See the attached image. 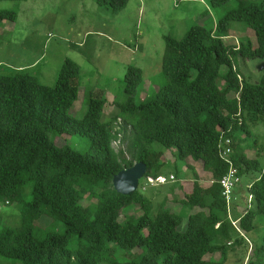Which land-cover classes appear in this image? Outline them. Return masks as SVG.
Masks as SVG:
<instances>
[{"label":"trees","instance_id":"1","mask_svg":"<svg viewBox=\"0 0 264 264\" xmlns=\"http://www.w3.org/2000/svg\"><path fill=\"white\" fill-rule=\"evenodd\" d=\"M129 1L97 3L117 15ZM226 2L211 0L213 7ZM16 18L0 11V20ZM232 22L251 29L256 46L233 38ZM164 40L165 84L137 101L143 71L130 66L124 80L129 98L116 104L119 112L109 121L102 119L107 100L92 96L82 118L69 114L81 73L71 59L53 87L30 73H0V201L16 204L20 218L0 227V264H227L229 253L246 245L264 215V175L250 185L251 206L243 213L231 204L235 192L228 203L220 183L231 166L240 179L260 168L243 154L238 135L250 136V124L264 120V77L247 81L239 63L264 62V0H238L215 28L193 25L182 39ZM74 136L88 139L85 150L71 147ZM227 140L229 159L221 155ZM116 143L126 150L117 151ZM173 150L187 164L199 163L210 184L201 186L189 166L195 180L182 199L165 197L155 205L139 190L130 196L114 190V177L140 162L148 168L145 180L162 176L163 157ZM169 200L182 212L167 208ZM132 206L142 211L137 219L128 214ZM246 264H264V236Z\"/></svg>","mask_w":264,"mask_h":264},{"label":"rangeland","instance_id":"2","mask_svg":"<svg viewBox=\"0 0 264 264\" xmlns=\"http://www.w3.org/2000/svg\"><path fill=\"white\" fill-rule=\"evenodd\" d=\"M237 1L227 0L221 7H213L211 0L180 3L175 0H130L123 11L113 15L100 7L97 0H0V11L17 14L15 21L0 20V73H30L37 76L43 85L53 87L64 61L71 59L80 66L81 73L80 94L69 114L82 118L92 96L107 100L102 119L109 121L119 112L116 104H124L129 98L124 80L130 66L143 71L144 84L136 100L151 97L165 84L162 76L164 37L180 40L193 25L215 28L218 20L235 8ZM231 28L233 38L252 41L256 46L253 31L244 23L232 22ZM263 63L260 59L240 62L239 70L247 81L259 83L264 70L260 71L258 67ZM225 71L223 68L222 72ZM250 129V136L242 131L238 135L241 151L249 159H257L260 168L246 173L234 191L231 204L240 213L251 206L250 185L264 175V120L251 123ZM70 145L77 151H83L88 146V139L74 136ZM114 148L126 150V146L119 143L114 144ZM158 148L165 152L160 146ZM127 159H131L130 155ZM163 160H166V165L162 176L169 178L174 175L175 179L164 185H148L143 178L138 189L155 205L165 197L182 199L191 193L195 177L189 166L196 169L201 186H208L211 182L210 174L199 163L190 160L187 164L177 157V151L166 152ZM176 169L179 170L178 177ZM171 186H175L173 195H170ZM166 206L176 213H181L183 208L171 200ZM128 214L137 219L142 211L138 206H132L128 208ZM256 221V231L247 236L246 245L229 253L227 264L247 263L255 244H259L264 236V215ZM19 222L16 204L0 201V227ZM38 225L47 226L44 220Z\"/></svg>","mask_w":264,"mask_h":264},{"label":"water","instance_id":"3","mask_svg":"<svg viewBox=\"0 0 264 264\" xmlns=\"http://www.w3.org/2000/svg\"><path fill=\"white\" fill-rule=\"evenodd\" d=\"M258 69L264 70V63ZM148 174L147 165L144 162L135 164L134 166L124 169L113 179L114 190L123 196H130L138 191L140 180Z\"/></svg>","mask_w":264,"mask_h":264},{"label":"built area","instance_id":"4","mask_svg":"<svg viewBox=\"0 0 264 264\" xmlns=\"http://www.w3.org/2000/svg\"><path fill=\"white\" fill-rule=\"evenodd\" d=\"M231 141L227 140L225 145H223L224 150L221 155L223 158L229 159L232 153L230 148ZM175 179L174 175H171L169 178H165L164 176H160L156 179L152 177H148L146 182L148 185H164L169 180L173 181ZM241 179L238 176L237 170L231 166L229 173L222 179L221 186L223 188V196L226 198L228 203H231L232 195L236 187L240 185Z\"/></svg>","mask_w":264,"mask_h":264},{"label":"bare ground","instance_id":"5","mask_svg":"<svg viewBox=\"0 0 264 264\" xmlns=\"http://www.w3.org/2000/svg\"><path fill=\"white\" fill-rule=\"evenodd\" d=\"M234 250V249H233Z\"/></svg>","mask_w":264,"mask_h":264}]
</instances>
